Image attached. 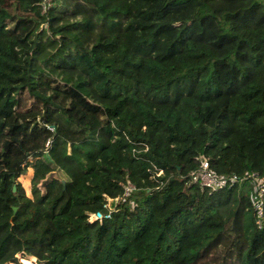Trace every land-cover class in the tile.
Wrapping results in <instances>:
<instances>
[{
  "label": "trees",
  "instance_id": "1",
  "mask_svg": "<svg viewBox=\"0 0 264 264\" xmlns=\"http://www.w3.org/2000/svg\"><path fill=\"white\" fill-rule=\"evenodd\" d=\"M44 2L0 0V264H264V198L257 227L245 180L188 181L264 175V0ZM33 156L49 224L20 236Z\"/></svg>",
  "mask_w": 264,
  "mask_h": 264
},
{
  "label": "rangeland",
  "instance_id": "2",
  "mask_svg": "<svg viewBox=\"0 0 264 264\" xmlns=\"http://www.w3.org/2000/svg\"><path fill=\"white\" fill-rule=\"evenodd\" d=\"M48 0H45L44 3H46ZM36 156H33L31 158H28L24 161L23 163V168H24V172L21 173L20 175H18L15 178H9L8 180L5 181V189L3 190V194H5L6 196H8V192H7V188L8 186L12 185L14 186L13 189H16L18 191V195L15 196V201L18 203H21L23 205V212L21 213L23 216H19L16 218L15 221H13L11 218V222H15V232L20 235V236H25V235H36L37 233H39L40 229L42 227H44V225L49 224V220L47 218L43 217V210L42 208L44 207V203H42V201L39 199H35V195L37 194V192H34L32 189V177L34 174L36 173H42V172H46V168L47 166L45 164H43L42 166L39 164L38 158ZM32 159H36L34 161V164L31 166H28L30 161ZM43 161V159H41ZM54 177V181H55V189L54 191L51 193L49 186H47L48 184H46L45 186H43L46 189V192L48 194V196H53L60 187V180H63L62 178V174L58 171V172H54L53 176ZM64 181V180H63ZM43 188V189H44ZM42 190V189H41ZM51 193V194H50ZM37 198V197H36ZM111 202L114 203V201H109L108 204ZM17 209V206L15 208V210ZM14 210V212H15ZM20 214V215H21ZM24 218H27L29 220H32L33 222L28 223L25 227H21L24 224ZM89 218H93V215H89ZM18 256V261L19 264H35L34 259L32 258H28V255L22 256L20 257L19 253L16 254ZM26 259L27 261H23L22 259ZM5 264H16L13 261H8ZM41 264V263H39Z\"/></svg>",
  "mask_w": 264,
  "mask_h": 264
},
{
  "label": "built area",
  "instance_id": "3",
  "mask_svg": "<svg viewBox=\"0 0 264 264\" xmlns=\"http://www.w3.org/2000/svg\"><path fill=\"white\" fill-rule=\"evenodd\" d=\"M242 180L246 181L249 204L255 215V223L257 227H260V219L263 212L264 175L261 176L255 171L244 173L241 176L235 174H220L209 167L207 158L204 156L200 157L199 165L188 173V181L195 182L199 186L210 190L223 186H230L236 182H241ZM133 187V184L126 180L123 184V195L128 194ZM107 213L108 211L103 213L99 210L92 215L93 217H100L106 216Z\"/></svg>",
  "mask_w": 264,
  "mask_h": 264
},
{
  "label": "water",
  "instance_id": "4",
  "mask_svg": "<svg viewBox=\"0 0 264 264\" xmlns=\"http://www.w3.org/2000/svg\"><path fill=\"white\" fill-rule=\"evenodd\" d=\"M46 155H47V154H46ZM61 182H62V186H63L64 181L61 180ZM13 188H14V186H12V189H13ZM109 201H114V199H110ZM110 205H111V202L109 203V206H110ZM15 208H16L15 205H11V209H12V211H14ZM107 210H108L107 207H102V208H101V212H103V213H106ZM17 258H18V256H17V255H14V256H12V257L10 258L9 261H13V262H15L16 264H19V261H18ZM34 261H35V264H39V263H40V260H39L38 258H36V257H34Z\"/></svg>",
  "mask_w": 264,
  "mask_h": 264
},
{
  "label": "bare ground",
  "instance_id": "5",
  "mask_svg": "<svg viewBox=\"0 0 264 264\" xmlns=\"http://www.w3.org/2000/svg\"><path fill=\"white\" fill-rule=\"evenodd\" d=\"M34 257V256H33Z\"/></svg>",
  "mask_w": 264,
  "mask_h": 264
}]
</instances>
